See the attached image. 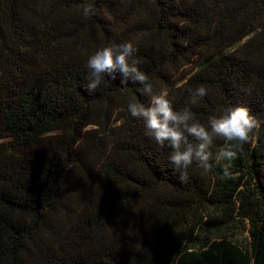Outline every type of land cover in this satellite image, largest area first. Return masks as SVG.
Here are the masks:
<instances>
[{
    "label": "trees",
    "instance_id": "obj_1",
    "mask_svg": "<svg viewBox=\"0 0 264 264\" xmlns=\"http://www.w3.org/2000/svg\"><path fill=\"white\" fill-rule=\"evenodd\" d=\"M124 41L175 110L261 121L232 179L213 161L181 182L127 112L140 85L86 91ZM0 264H264V0H0Z\"/></svg>",
    "mask_w": 264,
    "mask_h": 264
},
{
    "label": "clouds",
    "instance_id": "obj_2",
    "mask_svg": "<svg viewBox=\"0 0 264 264\" xmlns=\"http://www.w3.org/2000/svg\"><path fill=\"white\" fill-rule=\"evenodd\" d=\"M95 14L92 4L82 5L85 18ZM138 49L131 41L102 47L87 59L88 84L86 91L95 93L106 76L113 80L120 77L121 86L128 82L138 84L142 95L149 97L145 105L129 98L127 112L132 118L142 122L144 135L161 148L171 149L168 160L174 170L180 173L179 179H188L189 169L195 166L202 174L213 170L214 164L222 168L223 177L232 179L231 169L238 159L243 145L253 143L261 127V121L248 107L226 106L218 114L208 117L207 124L195 119L191 107L175 110L166 91L154 89L149 76L139 67L136 58ZM189 103L195 106L208 95V89L199 85L189 88ZM224 143L215 154L211 151L215 141Z\"/></svg>",
    "mask_w": 264,
    "mask_h": 264
}]
</instances>
